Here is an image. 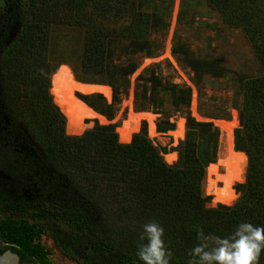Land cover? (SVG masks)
<instances>
[{
    "label": "trees",
    "instance_id": "1",
    "mask_svg": "<svg viewBox=\"0 0 264 264\" xmlns=\"http://www.w3.org/2000/svg\"><path fill=\"white\" fill-rule=\"evenodd\" d=\"M173 1L0 0V168L14 164L27 181L44 189L32 201L0 195V209L9 214L0 218V254L10 249L22 263L52 264L41 244L51 220L66 225L88 252H71L59 233L50 231L79 264H142L135 255L144 243L139 236L155 220L173 253L170 264H187L197 226L219 236L241 222L264 227V0H206L225 25L243 31L262 70L239 79L240 117H251L252 124L249 141L240 129L234 132L235 151L246 153L247 167L232 206L206 207L217 128L190 116L188 88L162 83L152 71L143 76L145 69L135 79L134 103L139 111L157 109L160 96L167 95L174 111L187 119L184 140L174 149L176 162L164 161L166 149L156 147L145 128L129 143L118 141V123L95 122L80 136L65 132L66 119L50 94V77L58 67L48 59L50 29L81 32L82 51L72 72L79 82L109 86L111 101L100 94L78 97L111 121L139 67L132 57H155L151 35L167 28ZM172 53L178 54L176 47ZM187 61L196 78L211 68ZM20 126L26 139L16 137Z\"/></svg>",
    "mask_w": 264,
    "mask_h": 264
},
{
    "label": "rangeland",
    "instance_id": "2",
    "mask_svg": "<svg viewBox=\"0 0 264 264\" xmlns=\"http://www.w3.org/2000/svg\"><path fill=\"white\" fill-rule=\"evenodd\" d=\"M151 39H153L156 46L155 57L145 58L141 55L132 57V60L138 63L139 67L130 77L128 95L121 102L116 116L111 121H108L101 115L106 120L104 124H101L97 119L86 120L85 124H87V127L85 129H91L95 122L100 125L118 123L119 127L121 122L127 119L129 109L134 113H149L155 118L154 126L159 137H148V127L145 121L140 122L139 130L135 134H138L141 128H145L147 137L153 144L158 148L166 149V154L164 155L175 153L178 159V153L174 149L184 140L186 133L185 121L187 119L174 111L170 97L161 95V106L157 109L148 107L144 111H139L138 106L134 103L135 79L145 69L147 71L143 73V76H147L152 71L161 79L162 83L188 88L190 91V116L199 122H212L214 127L217 128L219 132L218 151L215 162L210 166V177L213 186L209 187L217 188L220 184L215 179V176L222 174V168L218 166L217 160L223 152V143L220 139L221 129L217 123L229 124L235 120L236 125L232 129L234 151L235 130L240 129L246 141H249L251 135L252 118L247 115L240 117L242 108H239L241 104V84L239 79L258 76L262 73L252 46L240 28L227 26L222 22L219 14L211 8L206 0H174L167 28L153 33ZM82 45L81 32L69 28H51L48 40V59L51 65H57L58 67L65 65L72 71L71 65L77 64L81 55ZM173 47H176L178 54L172 53ZM188 59L204 62L211 68L207 70L208 72H204L199 78H196L194 72L188 66ZM124 60L126 58L122 56L121 61ZM60 61L65 63L58 65ZM73 76L76 80L78 79L75 73H73ZM104 99L107 103H110L111 95L110 99L105 97ZM129 100L131 102L130 108L126 105ZM167 123L173 124L172 130H168ZM85 129L84 131H86ZM20 131L16 134V137L26 139L28 135L25 129L20 126ZM172 132L178 133V138L175 142L170 135ZM246 167L247 157L243 167V181L234 184L232 187L237 197L235 202L239 197L236 188L245 182ZM203 186L204 181L202 188ZM42 190L44 193V189L27 181L26 176L17 170L14 164H7L0 168V195L12 200L32 201L41 196ZM208 196L210 201L206 207L215 208L210 204L212 197ZM8 215V213L0 209V218ZM46 223L50 230H47V234L41 237V244L49 253V261L52 264H79L72 255L62 251L50 234L52 230L57 231L63 240L67 242L71 252L76 251L88 254L85 249L76 244L69 228L57 221L50 220Z\"/></svg>",
    "mask_w": 264,
    "mask_h": 264
},
{
    "label": "bare ground",
    "instance_id": "3",
    "mask_svg": "<svg viewBox=\"0 0 264 264\" xmlns=\"http://www.w3.org/2000/svg\"><path fill=\"white\" fill-rule=\"evenodd\" d=\"M53 84V91L50 90V94L54 104L66 119L67 135H80L87 127V124H85L86 120L97 119L101 124L105 123L106 120L78 99L75 93L82 95L98 93L110 99L111 90L108 86L81 83L74 78L73 72L65 65L59 66L53 77ZM130 104L131 102L129 100L126 105L130 108ZM193 113L195 115L194 110ZM154 119L152 114L134 113L129 109L128 117L123 123V126L116 129L118 141L120 143H128L131 137L139 130L141 121L147 123L149 138L159 137V134L155 130ZM217 125L221 129L220 139L223 143V152L217 160L218 166L222 168V174L220 173V175L215 176L220 186L217 188H209L207 192L212 197L210 202L211 206H231L237 198L232 187L234 184L243 181V167L246 161V155L242 152H236L233 149L232 129L236 125L235 120L229 124L218 122ZM170 135L175 142L178 138V133L172 132ZM163 158L167 164H172L177 160V154L169 153L164 155Z\"/></svg>",
    "mask_w": 264,
    "mask_h": 264
},
{
    "label": "clouds",
    "instance_id": "4",
    "mask_svg": "<svg viewBox=\"0 0 264 264\" xmlns=\"http://www.w3.org/2000/svg\"><path fill=\"white\" fill-rule=\"evenodd\" d=\"M135 255L142 264H170L173 253L164 240V228L155 220L143 226ZM197 243L188 251L187 264H259L264 252V227L241 222L227 236L196 227Z\"/></svg>",
    "mask_w": 264,
    "mask_h": 264
},
{
    "label": "water",
    "instance_id": "5",
    "mask_svg": "<svg viewBox=\"0 0 264 264\" xmlns=\"http://www.w3.org/2000/svg\"><path fill=\"white\" fill-rule=\"evenodd\" d=\"M58 68H57V70H58ZM56 71L50 77V90L51 91H53V85H54L53 84V77H54ZM92 94H94V93H92ZM78 95H82V94L75 93L76 97H78ZM56 100H57V98H56ZM124 122H125V120L123 122H121V124L118 128H121L123 126ZM131 139H132V137H131ZM131 139H130V141H131ZM0 264H32V263L20 262L19 256L16 253L12 252L10 249H7L2 254H0Z\"/></svg>",
    "mask_w": 264,
    "mask_h": 264
}]
</instances>
